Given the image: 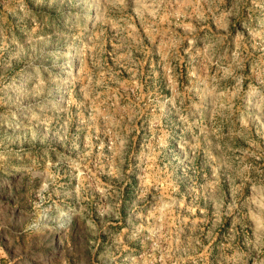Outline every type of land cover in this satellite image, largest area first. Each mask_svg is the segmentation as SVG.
Instances as JSON below:
<instances>
[{
	"label": "rangeland",
	"instance_id": "rangeland-1",
	"mask_svg": "<svg viewBox=\"0 0 264 264\" xmlns=\"http://www.w3.org/2000/svg\"><path fill=\"white\" fill-rule=\"evenodd\" d=\"M0 264H264V0H0Z\"/></svg>",
	"mask_w": 264,
	"mask_h": 264
}]
</instances>
